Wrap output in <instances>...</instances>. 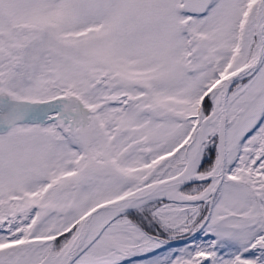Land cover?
<instances>
[{
    "label": "snow or ice",
    "instance_id": "1",
    "mask_svg": "<svg viewBox=\"0 0 264 264\" xmlns=\"http://www.w3.org/2000/svg\"><path fill=\"white\" fill-rule=\"evenodd\" d=\"M0 264H264V0H0Z\"/></svg>",
    "mask_w": 264,
    "mask_h": 264
},
{
    "label": "rangeland",
    "instance_id": "2",
    "mask_svg": "<svg viewBox=\"0 0 264 264\" xmlns=\"http://www.w3.org/2000/svg\"><path fill=\"white\" fill-rule=\"evenodd\" d=\"M179 246V245H178Z\"/></svg>",
    "mask_w": 264,
    "mask_h": 264
}]
</instances>
